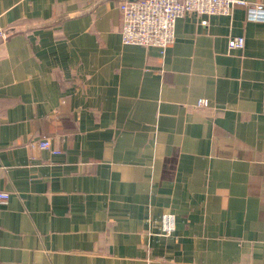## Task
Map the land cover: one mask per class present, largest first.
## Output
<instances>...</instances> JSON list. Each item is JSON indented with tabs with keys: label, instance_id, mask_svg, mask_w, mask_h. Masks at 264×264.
<instances>
[{
	"label": "crops",
	"instance_id": "obj_1",
	"mask_svg": "<svg viewBox=\"0 0 264 264\" xmlns=\"http://www.w3.org/2000/svg\"><path fill=\"white\" fill-rule=\"evenodd\" d=\"M122 1L0 0V264H264V21L188 13L163 52Z\"/></svg>",
	"mask_w": 264,
	"mask_h": 264
},
{
	"label": "built area",
	"instance_id": "obj_2",
	"mask_svg": "<svg viewBox=\"0 0 264 264\" xmlns=\"http://www.w3.org/2000/svg\"><path fill=\"white\" fill-rule=\"evenodd\" d=\"M236 6L247 9L249 20L264 21V5L251 3L248 0H123L120 4L122 16L121 36L124 44L157 46L164 52L175 41V29L178 18L188 13L205 16L204 24L209 23L213 15H230ZM0 34L4 36L1 30ZM243 36L229 39L231 49L243 48ZM196 106L208 107L206 98L198 100ZM38 144L49 147L48 140H40ZM10 193L0 191V203L8 202ZM176 227L175 215L165 213L161 217V229L171 234Z\"/></svg>",
	"mask_w": 264,
	"mask_h": 264
}]
</instances>
